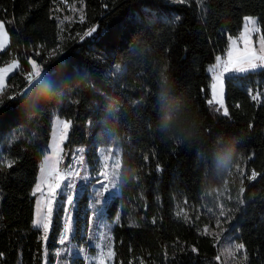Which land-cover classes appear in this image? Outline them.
Here are the masks:
<instances>
[{"label":"trees","instance_id":"trees-1","mask_svg":"<svg viewBox=\"0 0 264 264\" xmlns=\"http://www.w3.org/2000/svg\"><path fill=\"white\" fill-rule=\"evenodd\" d=\"M245 17L264 37V0H0V68L18 63L0 92V264L44 262L32 191L58 107L67 155L84 146L93 166L120 149L111 264H222L227 235L243 264H264V68L224 79L227 116L208 103ZM86 205L83 192L77 234Z\"/></svg>","mask_w":264,"mask_h":264},{"label":"rangeland","instance_id":"rangeland-1","mask_svg":"<svg viewBox=\"0 0 264 264\" xmlns=\"http://www.w3.org/2000/svg\"><path fill=\"white\" fill-rule=\"evenodd\" d=\"M67 7V12H69V16L67 17L65 15V20H69L70 17L73 15L71 14L73 12V8L70 6ZM67 18V19H66ZM256 26L258 27L257 21ZM4 32L6 33L5 29ZM261 35L259 32H255L251 35V42L253 48L259 52L260 49V39ZM237 42V45L239 47H243V43L240 41V39L235 40ZM8 45V35L6 33V37L4 38V46L0 48V51L4 50ZM227 58V54L225 53L224 56L220 57ZM218 61L215 60L212 67L209 69V74L211 76V99L213 100V104L216 106L217 110H219L222 114L224 112V107L221 108L219 104L215 102L213 99L212 94V84L215 83L213 77L217 74V65ZM259 63V62H258ZM4 69H8L7 73L5 74V81L4 86L0 88V92L3 90L6 84L7 77L12 74L14 71L18 69V63L12 62L4 67ZM263 69V67H258L257 69L248 70L245 73H226L223 77H221L220 85H222L223 91L221 93V99L223 101L224 106V79L233 77V76H245L248 73H254L259 70ZM218 85V88L220 87ZM59 108V107H58ZM58 108H55L52 115V121H51V134H50V141L48 144V150L44 157L46 155L51 156V145L54 141V138L57 136V121L61 120L57 116V110ZM69 134V129L66 133L65 139L61 144V151L59 153V161L57 163V170L61 172L62 175L67 176V173L69 171L75 172L77 170L80 171V175H84V170H87L88 172V179H76V189L74 191V210L72 213L73 221H72V230L70 231V239L68 241H65L63 245L60 243V238L63 233V226H64V219L65 215L63 212V209L57 205L54 208L52 220L49 226V232L47 239L44 238L43 229L41 227H38L34 225L35 228L39 229L42 234V241L44 246V262L43 264H78L77 261L81 260L83 264H100V257L104 258V264H111L112 256L107 257V252L110 250L112 252V242L110 237V231L115 223V220L113 222H108L106 219V207L109 203V201L116 195H118L119 187L115 189H110L109 193L105 194L104 198L102 199L104 202L102 205H96L97 208H103V211L99 214L98 217L93 218V222L89 223V217L93 216V205L95 204L96 199L98 197L96 196V191L98 189H101L102 183H106L107 181H103V176L101 173L107 174V172H111L112 170H115L118 172L117 177V184L119 185V172H120V149L118 147L114 146H104L100 147L97 150L96 153V160L95 164L93 166H89L86 163L85 160V152L86 148L84 146L73 148L72 151L69 153V155L66 154L64 150V145L67 142V137ZM44 157L41 161L38 175L36 178V184L39 182V178L41 175V166L44 163ZM83 157V159H80ZM7 160L5 157L0 153V166L7 165ZM68 182L67 179H65L62 182V189L64 185H66ZM35 184V186H36ZM33 188L32 193H34ZM42 191L46 192L47 188L46 186L42 187ZM85 192V196L87 198V205L85 210L82 211L81 217L84 218L83 212H87V221H83V223L80 225L79 230L76 233V220H77V202L81 194ZM34 195L35 203H34V218L33 221L36 219V206H37V200L39 199L41 192H36ZM58 200H66V195L58 197ZM79 218V219H80ZM117 220V217H116ZM86 222V223H84ZM54 224H57L55 226H58V233L56 234V237L54 241L49 240L50 234L53 230ZM104 225H109L110 230L105 229ZM107 233V235H105ZM83 249V251H81ZM239 249L236 248V245L232 242L230 239V236L227 235L223 240L220 242V259L222 264H243L242 259L239 254Z\"/></svg>","mask_w":264,"mask_h":264},{"label":"snow or ice","instance_id":"snow-or-ice-1","mask_svg":"<svg viewBox=\"0 0 264 264\" xmlns=\"http://www.w3.org/2000/svg\"><path fill=\"white\" fill-rule=\"evenodd\" d=\"M83 19V18H82ZM245 24L243 31L240 32L239 39L243 43V47H239L237 42L233 40L227 50V58L221 60L220 57H217V74L214 75L213 79L216 81L212 84V94L213 99L217 104L223 108V101L220 98L223 91L222 85H220L221 77L226 73H245L248 70L257 69L258 67H264V37L259 41L260 49L257 52L251 42V35L255 32H259L260 29L256 26V20L252 17H245ZM92 31L90 30L86 35H90ZM6 33L4 32V26L0 23V48L4 46V38ZM259 62V63H258ZM8 69L0 68V88L4 86L5 74ZM42 75L41 69L35 62H32V71L28 74L27 84L31 87L32 78L35 77L36 80H39ZM218 85L220 87L218 88ZM27 90V89H25ZM209 104L213 103V100L208 101ZM223 114L228 115V110L224 109ZM70 127V122H65L58 120L57 121V136L54 138L51 147V156L46 155L44 157V163L41 166V175L39 182L36 184L34 193L41 192L39 199L37 200L36 206V219L33 221L34 225L41 227L43 229L44 238L47 239L49 226L52 220L54 208L59 205L63 209L65 219L63 226V233L60 238V243L63 245L65 241L70 239V231L72 230V221H73V210H74V191L76 189V179H88V172L84 170V175H80V171L75 172L69 171L67 176L62 175L60 171L57 170V163L59 161V153L61 151V144L65 139L66 133ZM80 159H83L81 157ZM103 176V181L101 189L96 191L95 204L93 205V216L89 217V223L93 222L94 217H98L99 214L103 211V208H97L96 205H102L106 193H109L110 189H115L118 187L117 177L118 172L112 170L111 172L101 173ZM255 176V173H253ZM67 179L68 182L64 185L62 189V182ZM46 186L47 191H42V187ZM243 191V189H241ZM66 195V200H58V197ZM243 203V201H241ZM221 216L224 215V212L221 211ZM105 229L110 230L109 225H104ZM107 235V233H105ZM244 246L242 244L236 245V248L242 249ZM83 251V249H81ZM113 253L109 250L107 252V257H111ZM100 264H104V258L100 257Z\"/></svg>","mask_w":264,"mask_h":264},{"label":"clouds","instance_id":"clouds-1","mask_svg":"<svg viewBox=\"0 0 264 264\" xmlns=\"http://www.w3.org/2000/svg\"><path fill=\"white\" fill-rule=\"evenodd\" d=\"M165 83H166V81H165ZM222 156H223V159L229 165V167L234 163V157H233L232 151H227V152L223 153Z\"/></svg>","mask_w":264,"mask_h":264},{"label":"crops","instance_id":"crops-1","mask_svg":"<svg viewBox=\"0 0 264 264\" xmlns=\"http://www.w3.org/2000/svg\"><path fill=\"white\" fill-rule=\"evenodd\" d=\"M255 20L257 21L256 18H255ZM244 24H245V19H244V21H243V24H242V27H241L240 32L243 31ZM257 24H258V22H257ZM239 36H240V33H239ZM239 36H238L237 38H230V39H229V42H228V48H229V46H230V44H231V42H232L233 40H237V39H239ZM238 46H239V45H238ZM228 48H227V50H228ZM226 54H227V51H226ZM233 77H237V76H233ZM67 138H68V137H67Z\"/></svg>","mask_w":264,"mask_h":264},{"label":"built area","instance_id":"built-area-1","mask_svg":"<svg viewBox=\"0 0 264 264\" xmlns=\"http://www.w3.org/2000/svg\"><path fill=\"white\" fill-rule=\"evenodd\" d=\"M224 59H225V58H222L221 60H224ZM32 81H33L32 83H34V82L37 81V80H36L35 77H33V78H32ZM25 89H27V90H25ZM25 89H24V90H25L26 92H28V91L30 90V87L28 86V84H27V86L25 87Z\"/></svg>","mask_w":264,"mask_h":264},{"label":"water","instance_id":"water-1","mask_svg":"<svg viewBox=\"0 0 264 264\" xmlns=\"http://www.w3.org/2000/svg\"><path fill=\"white\" fill-rule=\"evenodd\" d=\"M264 68V67H263Z\"/></svg>","mask_w":264,"mask_h":264}]
</instances>
